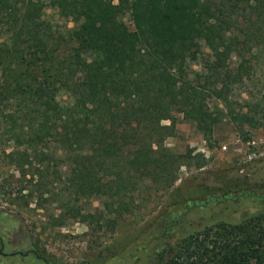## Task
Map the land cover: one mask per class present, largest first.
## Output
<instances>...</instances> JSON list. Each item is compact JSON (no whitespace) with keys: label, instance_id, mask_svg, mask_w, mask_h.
<instances>
[{"label":"trees","instance_id":"16d2710c","mask_svg":"<svg viewBox=\"0 0 264 264\" xmlns=\"http://www.w3.org/2000/svg\"><path fill=\"white\" fill-rule=\"evenodd\" d=\"M45 7L65 23L48 20ZM263 60L264 0H0V123L16 147L36 154L46 177L61 181L68 164L81 195L104 201L119 217L124 198L148 177L175 181L183 156L168 159L163 145L174 114L204 138L212 135L223 111L209 108L200 80L213 78L212 95L227 108L224 91ZM197 63L201 73L175 91ZM257 105L226 116L253 125ZM188 159L205 165L202 155ZM204 174L196 188L205 200L239 197L261 183L238 173ZM69 214L90 226L113 223L103 213ZM155 257L154 264H264V215L205 226L164 244Z\"/></svg>","mask_w":264,"mask_h":264},{"label":"rangeland","instance_id":"374dc122","mask_svg":"<svg viewBox=\"0 0 264 264\" xmlns=\"http://www.w3.org/2000/svg\"><path fill=\"white\" fill-rule=\"evenodd\" d=\"M68 1L61 0L63 3ZM45 11L48 20L65 23L49 7H45ZM68 26H71L70 22ZM235 62L233 58L232 68ZM201 70L198 63L191 64L187 79L175 81L173 89L183 91L186 81H194ZM213 81L210 77L200 80L207 89L205 100L209 108L213 112L223 111L212 135L209 139L204 138L194 124L183 120L180 114H174V132L166 137L163 145L169 150L168 159L183 156L173 172L175 181L169 186L158 177H148L135 192L124 198L127 206H123L119 217H115L116 213L110 211L104 201L85 199L81 195L78 173L67 167L68 164L60 171L61 181L46 177L36 154L16 147L4 129L6 123H0V238L4 244L3 252H29L24 260L18 255L8 258L11 259L9 262L0 258V264H40L41 261L44 264H154L155 253L164 244H175L188 233L218 223L236 225L251 216L264 215V64L251 71L249 79L224 91L228 98L227 108L212 95ZM255 104H258L257 121L253 125H239L226 116L229 112L245 113ZM170 124L168 120L162 121V125ZM53 151L51 149L49 153L58 156L59 153L55 155ZM197 155L205 159L203 168L188 159ZM167 157L163 158L164 162ZM222 171L247 175L261 181L260 187L239 197L229 195L205 200L204 194L196 188L197 184L205 178V172L213 175ZM174 188L181 189L180 196L172 194ZM182 196L187 199L183 200ZM176 200L180 204L170 206ZM65 203L69 205L65 206ZM76 209L81 214L99 216L103 213L102 216H107L113 223L101 219L99 224L90 226L69 217V212Z\"/></svg>","mask_w":264,"mask_h":264},{"label":"flooded vegetation","instance_id":"af4514ba","mask_svg":"<svg viewBox=\"0 0 264 264\" xmlns=\"http://www.w3.org/2000/svg\"><path fill=\"white\" fill-rule=\"evenodd\" d=\"M3 249H4V244L2 243V240L0 238V258H3V259H7L8 262L11 260V259H8L10 257H13V256H21V258H23L22 260L26 259L29 255V252L23 254L21 252H11V253H6V252H3ZM32 255V254H31ZM33 256V255H32ZM37 261H39V259H36ZM40 264H44L43 261H41Z\"/></svg>","mask_w":264,"mask_h":264},{"label":"built area","instance_id":"2783aa9c","mask_svg":"<svg viewBox=\"0 0 264 264\" xmlns=\"http://www.w3.org/2000/svg\"><path fill=\"white\" fill-rule=\"evenodd\" d=\"M223 148H225V147H223Z\"/></svg>","mask_w":264,"mask_h":264}]
</instances>
